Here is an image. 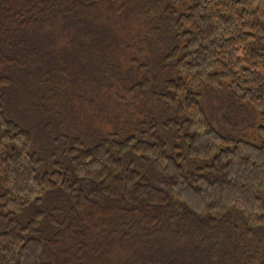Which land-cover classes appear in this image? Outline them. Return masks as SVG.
Wrapping results in <instances>:
<instances>
[{"label":"trees","instance_id":"obj_1","mask_svg":"<svg viewBox=\"0 0 264 264\" xmlns=\"http://www.w3.org/2000/svg\"><path fill=\"white\" fill-rule=\"evenodd\" d=\"M222 88L264 110V0H0V264H264ZM14 102L60 128L44 172Z\"/></svg>","mask_w":264,"mask_h":264},{"label":"rangeland","instance_id":"obj_2","mask_svg":"<svg viewBox=\"0 0 264 264\" xmlns=\"http://www.w3.org/2000/svg\"><path fill=\"white\" fill-rule=\"evenodd\" d=\"M230 90L229 88H224L221 93H217L218 90L212 89L204 94V105L213 106L211 114L216 119L215 126L217 130L225 136L244 139L261 145L263 141L259 136V132L264 128V110L258 111L253 106L245 104L242 100L235 98ZM11 106L15 108L14 113L20 122L34 131V150L39 152L42 149L41 156L44 161L41 171L44 172L46 168L52 167L54 157L50 155L60 145L56 146L60 128L54 123L49 127L47 126L53 121L45 119L43 123H40L34 115L29 117V112L20 108L16 102L11 104Z\"/></svg>","mask_w":264,"mask_h":264}]
</instances>
